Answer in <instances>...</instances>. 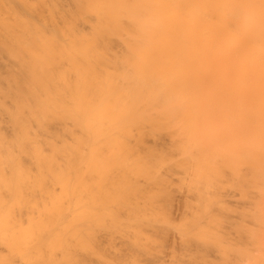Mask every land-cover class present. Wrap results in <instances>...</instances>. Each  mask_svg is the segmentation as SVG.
Segmentation results:
<instances>
[{
    "label": "bare ground",
    "instance_id": "6f19581e",
    "mask_svg": "<svg viewBox=\"0 0 264 264\" xmlns=\"http://www.w3.org/2000/svg\"><path fill=\"white\" fill-rule=\"evenodd\" d=\"M227 109L247 111L238 115L246 122L264 110V0H0V264H137L140 257L156 264L179 257L164 252L168 244L219 250L209 242L216 238H208L211 227L207 240L198 237L201 217L166 227L142 213L185 193L175 182L181 191L189 180L187 160L198 158L189 183L199 192L203 185V197L233 196L220 190L225 181L249 183L240 176L248 168L254 173V154L242 149L253 159L246 162L242 150L218 152L207 128L215 110ZM262 164V171L254 168L258 177ZM177 169L186 177L177 178ZM249 209L240 215L254 220L257 209ZM252 227L235 236L246 243L229 252L228 262L261 250L264 236L256 245L248 231L259 228Z\"/></svg>",
    "mask_w": 264,
    "mask_h": 264
},
{
    "label": "rangeland",
    "instance_id": "374dc122",
    "mask_svg": "<svg viewBox=\"0 0 264 264\" xmlns=\"http://www.w3.org/2000/svg\"><path fill=\"white\" fill-rule=\"evenodd\" d=\"M227 110H229V111H227ZM227 110H225V111H219V110H213L215 113H217V117H215V113H213V117H215L214 118V123L212 122L211 124H207V128H208V130H209V132L213 135L214 134V136H215V141L213 142V144H215V143H217L216 144V146L214 145V147H215V150L217 149V151L218 152H223V151H226V150H228V147H229V149H232V150H236V151H238V152H240L239 150H245V151H249L250 152V154H254V157H256V158H254V159H256V162L255 161H253V159H249V158H251V157H246V156H249L250 154H246L247 152H245L244 153V151L242 150L241 151V153L243 154V158H245V159H247L246 160V162L248 161V160H251V161H253V162H251V163H257V165L256 164H254V166L250 163L249 164V167L250 168H252L253 170H251V171H253L254 173L252 174V172H249V168H248V170H244V172L245 173H247V174H245V173H243V176L241 175L240 177L241 178H243L244 176H245V179H246V182L247 181H249V183L248 184H250V185H248L247 183L244 185V182H242L243 183V185H242V183H240L239 182V180H237V182H235V183H237V184H235V183H232V184H235V185H231V186H227L228 184H226L225 182H223L222 183V185L220 186V187H222V189H220V190H224L225 189V191L224 192H226L227 193V191H234L233 192V196L232 195H228V196H224V197H222V195L221 196H219L218 197V199H216V197L215 196H213V198H215L214 200H213V198H212V195L211 194H208V193H205L204 195H206V194H208L212 199V201L211 200H208V199H210V198H208V195H206L205 197H203V195L201 194V192L202 191H204L203 189V185L201 186V185H196V187H198V189H199V187H200V191L201 192H199L198 190H195L196 188H195V186H194V184L193 185H191L190 183H191V180H195V176H194V174H193V172H191L192 171V169H194V167L193 166H195L196 167V164H192V162L193 163H196V161L195 160H197L198 158H196V159H194V161H193V159L192 160H190V161H188L187 159V161H185V159H183V158H180L181 156H180V154L179 155H174V157L175 156H179V158L181 159V161H185V163L184 162H182V164H187V165H185V166H188L189 167V173H190V176H189V173L187 172V176H189V180H188V177H186L183 173H181V172H179V170H178V172L176 173V171L174 172V173H176L175 175L177 176V178H179L180 176H178V175H180V174H183L184 176H182V179L184 178V177H186L187 179H184V184H183V187H182V190L180 191V185L179 184H177V182H175L176 183V187H178L177 188V190L179 189V192H187V190L188 189H191L192 190V188H190L191 186H194V188H193V192H191L192 193V196H191V194L189 193V191H188V193H186V194H189V195H187V196H185L186 194L185 193H183V195L186 197V199H185V197L183 196V195H180V197H179V194H182V193H179L178 194V196H177V194H176V196H177V198H178V201L177 202H175L176 201V198L174 199V201H173V199H172V201H173V203H172V201H169V202H167L168 204H165L166 202H164V204L162 205V204H160L159 206H162V208L163 209H160V208H157L156 209V207H151V209L153 208V212L154 213H156V214H154L151 210V212L149 213V210H147L148 208L150 209V207L148 206V208L146 207V209L144 210L145 212H143L142 214H144V213H146V211H148L146 214H145V216L143 217V218H145V219H153V217L154 218H158L159 219V223L161 224V223H163L162 225H165L166 227H168V225H169V227H171V226H174V225H177V227L179 226V225H182L183 223L182 222H185V223H188L190 220H191V218L192 219H194V220H198L200 217H201V219L203 218V220H201V219H199V220H201L202 222H200L199 221V227H200V224H201V228H198V230L199 229H201L200 231H202L203 229V231H202V233L200 234V233H198V234H200V235H198V237H200V238H202V237H206L205 239L207 240L208 238H214V237H216V238H214V240L213 239H209V242L211 243L212 241L213 242H215L214 244H216L217 243V245L215 246L216 248H218L219 250H215V252H213V253H210V252H204L203 253V251L204 250H194V248L192 249V248H187V250H186V247H180L179 248V246H181V245H179V243H178V246H177V244H176V247L174 248L171 244H168V247L167 248H162L163 250H164V252H168V251H170V252H168L167 253V255L168 254H170V256H172L173 254H176L177 256H179V257H174V255H173V258L171 257V259L170 260H174L175 262H174V264H178V261H180V264L184 261V264H196V262H198V263H200V264H212V261H213V264H236L235 262H228L229 261V259L226 257L228 254H230L229 252L232 250V252H233V249L236 247H238L237 249H240L241 247L244 249V242L246 241V240H243L244 242L243 243H241V244H239L238 242H240V241H242V240H240L239 238H235V236L236 235H241V234H244L245 233V231L246 230H248L249 229V225H252V226H254V227H256V224H260L258 227H256V228H259V230H257L255 233H254V231H252V232H250V230L248 231L249 233H253V234H255V236H257V239H258V237H262V235L264 236V234H259V233H262L263 232V229H264V223H263V221H264V218L262 219V223H257L258 221H257V219L258 218H261V217H259V215L261 214V213H263L264 212V205H262L261 206V203H263L264 204V201H263V199H264V192H262V191H264V181H262V180H264V172H263V174H262V176H260L259 175V177H263V179L262 180H260L261 181V183H258V179H256L257 177H258V175L256 176L255 175V173H256V171H258V170H255L254 168H256V169H259L260 168V171H262V169H261V166H259L258 167V164H262V165H264V158H261V159H263L262 160V162H260L261 161V159H259V161L257 160V158L258 157H262L263 156V152L261 153L260 151H264V135L262 134V133H264V126H262V128H261V124H253V123H258L259 121L258 120H260L261 121V123L264 125V120L262 121V119H260L261 117H264V110L262 111V110H260V112L258 111V112H255V113H253L254 115L257 113V119H255V117H254V119H253V121H251V122H246V120L247 119H249V118H246L245 120H243L245 117H248V115L246 114V112L247 111H244L243 113H241V114H245V115H243V117H240L239 118V116L241 115H239V114H237L238 113V111L237 110H232V109H227ZM217 111V112H216ZM237 111V112H236ZM227 112H229V113H227ZM239 112H241V111H239ZM220 113V115H218ZM222 113V114H221ZM223 113H225V114H223ZM258 113H259V115H258ZM263 113V115H261ZM233 114H235V116L233 115ZM252 114V116H254ZM225 115H226V117H225ZM227 115L229 116V117H227ZM239 115V116H238ZM221 116V117H220ZM217 118V119H216ZM223 118V120H221ZM228 118H230V119H228ZM219 119V120H218ZM227 119H228V122L229 123H232V124H227L228 122H227ZM235 120H237V121H235ZM242 120V121H241ZM224 121V122H223ZM249 121H250V119H249ZM258 121V122H257ZM227 122V123H226ZM242 122H245V123H243V124H241ZM203 124V123H202ZM241 124V126H239ZM177 125V124H176ZM176 125H174V127L176 126ZM200 125H201V123H200ZM209 125V126H208ZM219 127H218V126ZM246 125H248V127L246 126ZM258 125V126H257ZM211 126V127H210ZM223 126L225 127V128H223ZM255 126H257V127H255ZM260 126V129H258V127ZM213 127V128H212ZM234 127V128H233ZM241 127H243V128H241ZM215 128V129H214ZM221 128V129H220ZM233 128V129H232ZM255 128L257 129L256 131H255ZM211 129V130H210ZM214 129V130H213ZM231 130V131H230ZM258 130H260L259 132H257ZM262 130V131H261ZM216 133H215V132ZM237 131V132H236ZM253 131V132H252ZM221 132H222V134H221ZM226 132V133H225ZM229 132H232L231 134L229 133ZM238 132H240V133H238ZM244 133L243 134V136H244V138H242L243 136L241 135L242 133ZM248 132H250L249 133V135H247V133ZM255 132H257V133H255ZM217 133H218V135L220 136V135H222L223 137H225V138H219V136H217ZM227 133H229L230 135H228ZM237 133V134H236ZM233 134H236L237 135V137H235L236 135H233ZM259 134H261V135H259ZM231 135H233L234 137H232ZM227 136H229V137H231L230 139H228L227 138ZM217 137V138H216ZM240 138H242V139H240ZM238 139H240V141H238ZM246 139H248V140H246ZM254 139H256V140H254ZM217 140H219V141H217ZM223 140H225V141H223ZM226 140H228V141H226ZM255 141V143H253L254 141ZM220 141H222V142H220ZM229 141H231V142H229ZM234 141H236V142H234ZM259 141V142H258ZM262 141V142H261ZM218 142H219V144H218ZM226 142V143H225ZM232 142H234V143H237V145H235V144H233ZM239 142H241V143H239ZM258 143V144H257ZM261 143V144H260ZM201 145H203V142H201L200 143ZM221 144V145H220ZM234 145V147H232V146H230V145ZM250 144V145H249ZM254 144L256 145V147H254ZM220 145V146H219ZM240 145V146H239ZM236 146H239L238 148L236 147ZM247 146H251L249 149H246L247 148ZM203 147V146H202ZM224 147H227V148H225L224 149ZM254 147V148H253ZM235 148V149H234ZM245 148V149H244ZM259 148V150L260 151H258L257 152V149ZM261 148V149H260ZM251 149V150H250ZM220 150H223V151H220ZM252 151V152H251ZM255 151V153H253ZM259 153V156L257 155V153ZM223 153H225V152H223ZM241 154V155H242ZM244 154H246V155H244ZM260 154H262V156L260 155ZM196 156H194V157H199V155L197 156V154H195ZM258 156V157H257ZM252 157H253V155H252ZM172 159L175 161V158H173V156H172ZM171 158L170 159H168L169 160V162L170 161H173ZM179 159V160H180ZM219 158H217L216 160H218ZM179 160H176V161H178V163H179ZM216 160H214V161H216ZM219 160H221V159H219ZM167 161V160H166ZM173 161V162H174ZM192 161V162H191ZM188 162H190V165L188 164ZM220 162V161H219ZM250 162V161H249ZM224 163V162H223ZM180 165H181V162L179 163ZM217 164H218V166H217ZM225 164V163H224ZM191 165H193V166H191ZM222 164H220V163H218V162H216V168H218L219 166H221ZM255 165H256V167H255ZM191 166V167H190ZM215 166V165H214ZM187 167V168H188ZM244 168V167H243ZM262 168H264V167H262ZM264 170V169H263ZM181 171V170H180ZM240 171H243V170H240ZM246 171H248V172H246ZM260 171H258V172H260ZM240 174V173H239ZM193 175V176H192ZM247 175H249L251 178H250V180H248L249 179V177H247ZM174 176V175H173ZM176 176H174V178H176ZM193 178H192V177ZM258 177V178H259ZM248 178V179H247ZM236 180V179H235ZM244 180V179H243ZM189 181H190V183H189ZM252 181V182H251ZM254 181H256L255 183H258V186H263V187H260V188H258V186L257 185H255L256 186V189L257 190H255L254 189V187L255 186H253V185H251V184H254ZM178 182H180V181H178ZM239 182V183H238ZM263 182V183H262ZM185 184H187L186 186H188L189 184L191 185H189L188 186V189H183L184 188V185ZM203 184V183H202ZM224 184H226V186L224 185ZM174 186V187H175ZM240 186V187H239ZM241 186H245L246 188H244V187H241ZM248 186H250V187H248ZM253 186V187H252ZM231 187V188H230ZM236 187V188H235ZM186 188V187H185ZM240 190H239V189ZM248 188H249V190H248ZM250 188H251V190L252 191H255V192H257V191H259V190H261V189H263V190H261V191H259L258 193H256V194H253V193H255V192H252L251 190H250ZM229 189V190H228ZM232 189V190H231ZM243 189H245L244 191H243ZM227 190V191H226ZM235 190H237V192H235ZM196 191V192H195ZM202 195H200L198 192ZM207 191H209V189L207 190ZM210 191H212L211 189H210ZM221 191V192H222ZM251 191V192H250ZM240 192H243V193H240ZM249 192V193H248ZM198 193V196H196V194ZM223 193V192H222ZM232 193V192H231ZM235 193H237V197H240L241 198V200H244V201H246V202H244V201H241L240 203H239V199L240 198H237L236 197V194ZM263 195H262V194ZM195 194V195H194ZM227 194H230V192L229 193H227ZM242 194V196H240ZM261 194V195H260ZM226 195V194H225ZM257 195H259L258 197H256ZM181 196H182V198L183 199H180L181 198ZM191 196V197H190ZM196 196V198L197 199H195L194 198V200H193V197H195ZM199 196H201V198L203 197V198H208L207 200L209 201H207V200H205V199H201ZM235 196V197H234ZM248 196H251V197H248ZM254 196V197H253ZM173 197H175V194H173ZM189 197L190 198H192V199H189ZM199 197V198H198ZM221 197V198H220ZM247 197V198H246ZM228 198H230V199H228ZM232 198H234V199H232ZM244 198H246V199H244ZM255 198V199H254ZM258 198V199H257ZM202 201H201V200ZM191 200V201H190ZM199 200H200V202H199ZM205 200V201H204ZM216 200V201H215ZM219 200H221V201H219ZM227 200V202H223V201H226ZM258 200V201H257ZM210 201L211 202H213L212 204H210ZM253 201V202H255V204H254V206H249V205H251L250 203ZM260 201V202H259ZM263 201V202H262ZM177 204H175V203ZM196 202V203H195ZM207 202V203H206ZM216 202V203H215ZM237 202V203H236ZM250 202V203H249ZM253 202H252V205H253ZM163 203V202H162ZM175 205V207L172 205ZM203 204V208L204 209H206V210H209V211H207L206 212V210H204V209H202V204ZM204 203H206V207H205V204ZM215 203V204H214ZM235 203V204H234ZM258 203V204H257ZM169 204H171V205H169ZM192 204V205H191ZM194 204V205H193ZM201 205V207H198L199 205ZM237 204V205H236ZM239 204H242V205H239ZM247 204V205H246ZM260 204V205H259ZM191 205V206H190ZM210 206V208L211 209H208L209 208V206ZM233 205H235V206H233ZM259 205V206H258ZM139 206V205H138ZM142 206V205H141ZM141 206H139L140 208H141ZM166 206H168V207H165ZM170 206H171V208H170ZM186 207V209H185V207ZM243 206V207H242ZM256 206H258V209H257V207ZM261 206V207H260ZM139 207H137V208H139ZM143 207V206H142ZM187 207H188V209H187ZM194 207V208H193ZM219 207V208H218ZM232 207V208H231ZM247 207H249V208H247ZM251 207H253V209L251 208ZM260 207V208H259ZM155 208V209H154ZM212 208H215L214 210L212 209ZM226 208V209H225ZM257 210H256V209ZM261 208H262V210H261ZM159 209V210H158ZM170 209V211H168ZM190 209V210H189ZM198 209V210H197ZM200 209H202V210H200ZM228 209V210H227ZM242 209V210H241ZM249 209V211H250V213H251V211H254V210H256V211H254V212H257V213H255L256 215H254V217H255V219L254 220H248V219H246L247 217H242V216H245V214H247V213H245L244 215H242V213H244V211H247ZM260 209V210H259ZM162 210H164V211H166L167 210V212H168V214H166L167 212H165V213H162V212H164V211H162ZM196 210V211H195ZM213 210V211H212ZM215 210H216V212H215ZM225 212H224V211ZM239 210V211H238ZM162 213H160V212ZM182 211V212H181ZM194 212V213H192V212ZM200 212V214H199V212ZM210 211H212V212H214V213H216L215 215L214 214H212L211 215V212ZM187 212V214L189 215V216H191V215H193V216H191V217H189L187 214H185ZM198 212V213H197ZM217 212H219V213H217ZM253 212V213H254ZM261 212V213H260ZM148 213L150 214V215H148ZM153 213V214H152ZM202 213V214H201ZM204 213V214H203ZM234 213V214H233ZM236 213H238V215L239 216H236L237 214ZM162 217V215L163 214H165V215H163L164 217H160L159 215ZM182 216H181V215ZM242 216H241V215ZM252 214V213H251ZM185 215H187V216H185ZM194 215H196V216H194ZM204 215V216H203ZM207 215V216H206ZM250 215V214H249ZM249 215H247V216H249ZM258 215V217H256ZM263 216L262 217H264V213L262 214ZM149 216V217H148ZM156 216V217H155ZM220 216V217H219ZM161 219H163V218H168V219H170V220H168V219H164V220H161ZM181 217H182V219H181ZM184 217V218H183ZM187 217V218H186ZM194 217V218H193ZM199 217V218H198ZM207 217V218H206ZM216 217V218H215ZM250 217L252 218V215H250ZM189 218V219H188ZM198 218V219H197ZM218 218H220V220L218 219ZM229 218L231 219V220H229ZM181 219V220H180ZM185 219V220H184ZM207 219V220H206ZM209 219V220H208ZM227 219V220H226ZM238 219V220H237ZM162 222H161V221ZM168 220V221H167ZM176 220V221H175ZM177 220H179L178 222H177ZM188 220V221H187ZM218 220V221H217ZM229 220V221H228ZM247 220V221H246ZM172 221H173V223H172ZM174 221L177 223H174ZM182 221V222H181ZM187 221V222H186ZM209 221V222H208ZM220 221V222H219ZM255 221H257V222H255ZM261 221V219L259 220V222ZM169 222H171V223H169ZM180 222V223H179ZM192 222H195V221H191V222H189V223H192ZM204 222H205V224H204ZM208 224H207V223ZM219 222V223H218ZM238 222H242V223H238ZM167 223V224H166ZM169 223V224H168ZM238 223V224H237ZM249 223H251V224H249ZM255 223V224H254ZM211 224V225H210ZM232 225V227H229L228 228V226L227 225ZM241 224H248L247 225V227L248 228H246L245 227V225L244 226H241ZM205 225V226H204ZM217 225V226H216ZM235 225V226H234ZM140 227H141V225H139ZM146 226V225H145ZM204 226V227H203ZM223 226V227H222ZM140 227H138L139 229H140ZM208 227H211L210 229L212 230H215V232H213V230L211 231V233L209 232L210 230L209 229H205V228H208ZM223 229H221V228ZM246 229H245V228ZM254 227H252V228H254ZM136 229V231H139V229ZM219 228V229H218ZM228 228V229H227ZM232 228H233V230H232ZM237 228H240V229H237ZM250 228H251V226H250ZM256 228H254V230H256ZM142 230V229H141ZM197 230V229H196ZM208 231V234L210 233V235H212V233H214V234H216L214 237H213V235L212 236H210L209 235V237L207 238V236H206V234H205V232H207ZM226 230H229L228 232L226 231ZM237 230V232H242V233H238V234H236V231ZM245 230V231H244ZM199 231V232H200ZM222 231H224V232H222ZM234 233H233V232ZM258 231H260L259 233H257ZM143 232V231H142ZM222 233V234H220V233ZM230 232H232V233H230ZM247 232V231H246ZM145 235H146V233L145 232H143ZM264 233V232H263ZM232 234H234L233 236H232ZM245 234H247V233H245ZM256 234H258V235H256ZM220 235V236H219ZM222 235H228V236H226L227 238H225V236L224 237H221ZM260 235V236H259ZM218 237V238H217ZM219 237L221 238V239H219ZM234 239H238V240H234ZM212 240V241H211ZM218 240V241H217ZM255 240H256V238H255ZM259 240V239H258ZM262 242L264 241V237H262ZM261 240H259V241H257L256 242V245L257 244H261ZM158 242H161V241H159V240H157ZM219 241H221V243L219 242ZM224 241V242H223ZM227 241V242H226ZM231 242V244H230V246H232V248H230L229 246H225L226 244L227 245H229V243ZM233 242H235V243H237V244H234L233 245ZM246 243V242H245ZM261 246H263V247H260L261 248V250H263V251H261V250H256V252H254V254L255 255H258V256H260L261 255V252L263 253V255H261L260 256V258L259 257H255V255L254 254H252V255H248V252L250 251V253H253V251H255V250H244V251H241L242 253L244 252L245 254H246V256L245 257H248V258H238V259H236V260H234V261H237V264H238V261H239V264H249L248 262H251L252 263V260H250V259H255V258H257V259H255V260H253L254 262H255V264H258V262L261 264L262 262H261V258H262V256H264V244H262ZM245 247H248V245H245ZM221 248V249H220ZM248 248H250V247H248ZM162 249H161V253H163L162 252ZM177 249V250H176ZM180 249V250H179ZM188 249H190V250H188ZM253 249H254V246H253ZM160 250V249H159ZM159 250H156V251H159ZM168 250V251H167ZM226 250V251H225ZM236 250V249H235ZM136 251H138V250H136ZM139 251H141V250H139ZM147 251V250H146ZM148 251H150V250H148ZM186 251V254H187V257L188 256H191L190 258H189V261L191 262V260L193 261V263H190V262H188V263H186L185 262V260H183V259H185V258H187V257H183V256H185V252ZM205 251H207V250H205ZM209 251V250H208ZM246 251H248V252H246ZM259 251V252H258ZM261 251V252H260ZM171 252H174V253H172V255H171ZM193 252H194V255H193ZM166 253H164V255L166 254ZM182 253V254H181ZM201 253H203V254H201ZM210 253V254H209ZM239 254H241L240 253V251L238 252ZM189 254V255H188ZM181 255H183L182 256V258H181ZM202 255V256H201ZM203 255H206L207 257H204ZM243 255L244 254H242V255H240L241 257H243ZM248 255V256H247ZM166 256V255H165ZM196 256H198V259L196 258ZM216 256H217V258H218V256H223L222 258H224V259H219V260H217L216 259ZM251 256V258H249ZM215 257V258H214ZM253 257H255V258H253ZM166 259H167V261H169V263L171 264L173 261H171L170 262V260H169V255L167 256V257H165ZM177 258H179L178 260H177ZM204 258H205V260L207 261V263H206V261L204 260ZM211 262V263H209V261L207 260V259ZM141 259V260H140ZM166 259H164V261L166 260ZM183 261H182V260ZM216 259V260H215ZM245 259H247V260H245ZM135 260H138V258H136ZM139 260H140V262L138 263L137 262V264H148L147 262H145V258L143 257H140L139 258ZM138 260V261H139ZM188 260V259H187ZM225 260V261H224ZM241 260H243V261H241ZM244 260H245V262H244ZM250 260V261H249ZM257 260H259V261H257ZM167 261H165V262H167ZM182 261V262H181ZM222 261V262H221ZM248 261V262H247ZM165 262H156V264L158 263H160V264H165ZM240 262H242V263H240ZM133 262H128L127 264H132ZM168 263V264H169ZM250 263V264H251ZM149 264H153V263H149ZM167 264V263H166ZM252 264H254V263H252Z\"/></svg>",
    "mask_w": 264,
    "mask_h": 264
}]
</instances>
